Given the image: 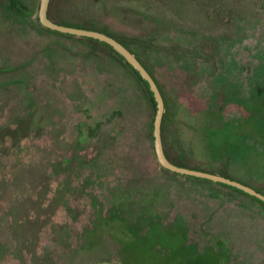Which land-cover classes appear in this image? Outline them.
Masks as SVG:
<instances>
[{
  "label": "flooded vegetation",
  "instance_id": "1",
  "mask_svg": "<svg viewBox=\"0 0 264 264\" xmlns=\"http://www.w3.org/2000/svg\"><path fill=\"white\" fill-rule=\"evenodd\" d=\"M37 6L0 0V73L8 74L0 80V264H174L171 250L147 239L152 225L180 235L186 252L176 262L213 253L219 264H264V219L223 210L209 218L212 199L180 192L151 171L140 84L154 110L158 163L156 104L146 81L104 42L113 56L47 39L43 32L57 31L39 23ZM103 33L155 82L160 143L173 163L156 80L126 43ZM14 42L27 52L16 62Z\"/></svg>",
  "mask_w": 264,
  "mask_h": 264
},
{
  "label": "rangeland",
  "instance_id": "2",
  "mask_svg": "<svg viewBox=\"0 0 264 264\" xmlns=\"http://www.w3.org/2000/svg\"><path fill=\"white\" fill-rule=\"evenodd\" d=\"M36 1L26 0L30 11ZM47 14L55 22L108 32L133 50L163 95V148L175 165L228 176L264 193V0H49ZM42 34L70 41L77 51L113 56L96 39ZM13 45V62L27 56L23 44ZM7 75L0 73V80ZM140 86L151 171L180 192L212 199L209 218L223 210L264 219V203L240 190L159 168L149 129L154 110ZM151 228L147 239L171 250L174 264H219L213 253L176 262L186 252L180 235Z\"/></svg>",
  "mask_w": 264,
  "mask_h": 264
},
{
  "label": "water",
  "instance_id": "3",
  "mask_svg": "<svg viewBox=\"0 0 264 264\" xmlns=\"http://www.w3.org/2000/svg\"><path fill=\"white\" fill-rule=\"evenodd\" d=\"M48 1L49 0H38L36 16H37L39 23L43 27L53 30V31H57V32L71 34L74 36L93 38V39L102 41L110 45L113 48V50L119 53L132 66V68L138 72L140 77L144 81H146L148 88L151 91L153 99L156 104V109H155L153 123H152V135H153L154 153L161 167L169 171H172V172L190 175V176H194V177H198L202 179H207V180L215 181L218 183H222V184L234 187L264 203V194L260 193L259 191L255 190L254 188L248 185H245L241 182L224 177L219 174L210 173V172L201 171V170H195V169L187 168V167H181V166H177L171 163L165 157L162 151L161 143H160V119H161V114L163 111V102H162L159 90L155 82L153 81V79L148 74V72L139 63V61L122 44H120L112 36L105 34L103 32L97 31V30L60 24V23L54 22L51 19H49L46 14ZM95 264H111V263L98 262Z\"/></svg>",
  "mask_w": 264,
  "mask_h": 264
},
{
  "label": "trees",
  "instance_id": "4",
  "mask_svg": "<svg viewBox=\"0 0 264 264\" xmlns=\"http://www.w3.org/2000/svg\"><path fill=\"white\" fill-rule=\"evenodd\" d=\"M57 23H61V22H57ZM61 24H64V25H69V24H65V23H61ZM69 26H72V25H69ZM74 26V25H73ZM87 29H92V30H97V29H94V28H89V27H85ZM98 31H102V30H98ZM104 32V31H102ZM254 198V197H253Z\"/></svg>",
  "mask_w": 264,
  "mask_h": 264
}]
</instances>
